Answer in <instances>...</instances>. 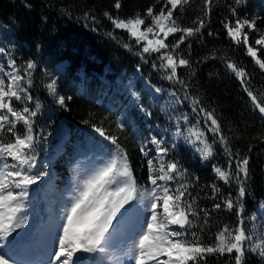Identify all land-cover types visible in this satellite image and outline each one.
<instances>
[{
	"label": "trees",
	"instance_id": "16d2710c",
	"mask_svg": "<svg viewBox=\"0 0 264 264\" xmlns=\"http://www.w3.org/2000/svg\"><path fill=\"white\" fill-rule=\"evenodd\" d=\"M116 2L0 0V47L9 50L21 67L28 61L37 65L31 88L34 101L41 106L34 118V132L40 141L37 160L54 155L58 144L63 146L64 152L44 168H54L58 176L55 183L63 188L69 168L65 156L70 158L75 143L85 146L87 137L92 135L95 150L107 159L101 147L107 141L93 130V126L101 127L107 134L119 137L138 186L151 187L147 160L152 153L145 156L140 149L153 136L164 138L170 147L168 158L178 161L185 170L184 183L188 185L189 198L209 213V226L200 234V239L210 245L223 225L237 223L236 210H227L222 202L229 193L232 198L237 196L238 183L233 179L226 185L213 171V165L226 169L228 158L211 133L208 136L214 156L209 160H202L183 141L171 147L167 131L174 125V119L170 120L168 115L172 109L163 106L168 94L178 90L180 97L187 95L189 99L183 106H175L177 113L183 107L191 119L194 114L187 106L192 98L213 112L228 141L227 146L240 157L249 158L245 213L260 215L264 204V116L254 109L245 87L264 100V69L247 55L243 43L237 45L231 40L224 24L234 25L237 18L255 20L261 31L247 27L244 31L249 34V44L258 49L257 58L264 60V46L254 44L255 39L264 36V0H213L209 15L205 14L204 0H188L177 8L173 15L182 28H197L198 20H204V27L186 37L184 44L176 49L175 55L187 59L190 65L178 68L180 78L187 85L186 91L181 85L164 79L161 71L153 69V61L159 63L156 54H144L142 59L137 54L140 46L126 31L116 29L108 18L110 15L127 19L136 14L145 17L149 7L159 12L164 0H119V9L115 8ZM150 22L151 18H146V25ZM181 35L178 32L170 36L166 43H174ZM125 44L130 45L131 50L125 48ZM229 63L242 69L245 76L237 77L227 67ZM241 79L245 80V85L241 84ZM52 80L56 83L55 96L46 88ZM146 86L162 90L160 102ZM58 97L64 98L63 105L58 103ZM119 123L125 125L123 131L117 128ZM64 129H67L66 139L62 138ZM40 132L44 133L43 137L39 136ZM148 147L153 146L148 144ZM214 184L220 192L213 193ZM216 203L222 204L219 210L213 207ZM236 255L235 252L231 256L209 254L204 264H235ZM244 264H264V258L246 253Z\"/></svg>",
	"mask_w": 264,
	"mask_h": 264
},
{
	"label": "snow or ice",
	"instance_id": "6c2138e0",
	"mask_svg": "<svg viewBox=\"0 0 264 264\" xmlns=\"http://www.w3.org/2000/svg\"><path fill=\"white\" fill-rule=\"evenodd\" d=\"M186 3L188 0H164L159 12L149 7L145 17L136 14L135 17L119 19L105 14L116 29L126 31L140 46L137 54L142 59L144 54H156L159 63L153 61V69L161 71L164 79L181 85L185 91L187 85L180 78L178 68L190 65L187 59L175 55L176 49L184 44L186 37L193 36L204 27L203 19L198 20L197 28H182L177 24L173 14ZM204 3L205 14L209 15L213 0H204ZM120 7L117 0L115 8ZM146 18H151L147 25ZM224 27L231 40L237 45L243 43L247 55L264 69V60L257 58L258 49L249 44V34L244 31L246 27L251 31H261L256 21L237 18L234 25L226 22ZM178 32L182 35L174 43L165 42L170 35ZM254 44L264 46V36L255 39ZM124 47L130 49L128 44ZM36 67L32 61L26 62L23 67L19 66L12 53L0 47V248L5 247V242L13 244V233L27 223V217L22 213L25 212L28 190L47 175L42 168H37V147L40 141L34 132V118L41 106L34 101L31 93L32 74ZM227 67L237 77L245 76L244 71L237 69L236 65L229 63ZM245 83L241 79V84ZM46 88L51 95H56L55 80L48 83ZM155 92L159 94L162 90L156 88ZM245 92L254 109L264 116V100L258 99L248 87H245ZM168 95L165 108L172 109L168 115L170 120L174 119L175 127L172 148L176 147V140H183L199 153L202 160H209L214 156L209 133L214 141L218 140L223 146L228 158L227 168L213 165V171L226 185H230L233 179L238 183L237 196L232 198L229 193L222 202L227 210H236L237 223L234 226L223 225L215 233L212 244H203L200 234L209 226V213L189 198L188 185L184 183L185 170L178 161L168 158L170 147L165 139L153 136L141 147L140 151L145 156L149 153L152 155L147 160L148 183L151 187H140L127 153L119 143V137L93 126L94 132L103 141H107V144L101 145L107 159L102 167L80 180L74 202L67 209L63 235L58 244L54 242L56 250L50 253L54 257L53 264H88V257L82 254L106 252L110 240L109 230L121 209H124V216L134 217L137 222L138 234L134 244L124 254L134 259L135 264H204L209 254L231 256L234 252L237 254L234 257L235 264H244L246 253H255L264 258V216H247L244 207L249 158L240 157L231 151L220 122L212 111L201 106L198 99L192 98L187 106L194 114L190 119L183 107L178 113L175 107L183 106L189 97H180L178 90ZM57 99L59 104H64L63 97ZM117 128L123 131L125 125L119 123ZM39 136L43 137L44 133L40 132ZM148 144L153 147L149 148ZM211 187L213 193L221 191L215 184ZM126 205L129 207L125 208ZM213 207L219 210L222 204L216 203ZM261 208L264 209V204ZM145 213L149 215L145 216ZM10 237L13 239L10 240ZM6 255L0 254V264H9Z\"/></svg>",
	"mask_w": 264,
	"mask_h": 264
},
{
	"label": "rangeland",
	"instance_id": "374dc122",
	"mask_svg": "<svg viewBox=\"0 0 264 264\" xmlns=\"http://www.w3.org/2000/svg\"><path fill=\"white\" fill-rule=\"evenodd\" d=\"M146 89L155 95L154 98L157 101H161L160 93L157 94L149 86H146ZM174 131V125L167 131V139L171 144L174 140L172 137ZM62 138H68L67 129L63 130ZM182 141L176 140L175 142L178 144ZM95 144V139L89 135L86 146H81L80 142L75 143L70 158L65 156V159L69 161V168L63 188H58L55 183L58 176L54 168L44 170L46 163H52L54 157L64 152L63 146L58 144L54 148V155H50L47 159L37 160V168H42L47 175L28 190L25 212L22 213L27 217V223L13 233L15 237L13 244L9 245L5 242V247L0 248V254L7 253L5 259L9 260V264H53L54 257L50 256V253L56 250L54 242L58 244L60 236L63 235L62 228L66 223L67 209L74 202L73 198L77 195L80 180L102 167L106 161L104 155L95 150ZM127 207L129 205L125 206ZM123 216L124 209H121L116 220L113 221V227L109 230L110 240L106 252L82 254L88 257V264H120L121 261L123 264H135L134 259L124 254L134 244L138 234L137 222L134 217L124 218ZM262 216H264V209L257 217ZM13 237L9 239L12 240ZM78 255L81 254L78 253Z\"/></svg>",
	"mask_w": 264,
	"mask_h": 264
}]
</instances>
